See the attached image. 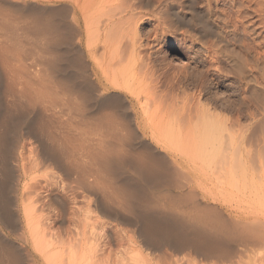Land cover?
<instances>
[{
  "label": "bare ground",
  "instance_id": "1",
  "mask_svg": "<svg viewBox=\"0 0 264 264\" xmlns=\"http://www.w3.org/2000/svg\"><path fill=\"white\" fill-rule=\"evenodd\" d=\"M171 1L0 0V264L264 261V138Z\"/></svg>",
  "mask_w": 264,
  "mask_h": 264
},
{
  "label": "rangeland",
  "instance_id": "2",
  "mask_svg": "<svg viewBox=\"0 0 264 264\" xmlns=\"http://www.w3.org/2000/svg\"><path fill=\"white\" fill-rule=\"evenodd\" d=\"M171 2L175 7L169 19L175 24L183 21L179 24L183 30L190 29L193 38L181 40V48L173 42L175 47L166 54L168 59L190 74L209 78L215 74L220 81L225 79L226 83L218 85L224 99L243 104L241 117L254 125L256 137L264 138V0ZM191 19L192 24L188 22ZM166 87L161 84L162 90ZM189 258L186 256L180 264H188ZM251 264L264 261L258 256Z\"/></svg>",
  "mask_w": 264,
  "mask_h": 264
}]
</instances>
